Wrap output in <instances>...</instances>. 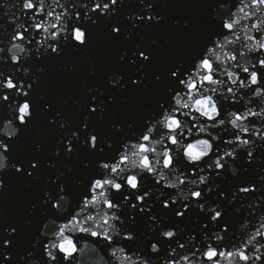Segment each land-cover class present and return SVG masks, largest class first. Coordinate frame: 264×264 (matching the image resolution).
Returning <instances> with one entry per match:
<instances>
[{"label": "snow or ice", "instance_id": "snow-or-ice-1", "mask_svg": "<svg viewBox=\"0 0 264 264\" xmlns=\"http://www.w3.org/2000/svg\"><path fill=\"white\" fill-rule=\"evenodd\" d=\"M261 13L0 0V200L26 190L0 211V264H264Z\"/></svg>", "mask_w": 264, "mask_h": 264}, {"label": "water", "instance_id": "water-1", "mask_svg": "<svg viewBox=\"0 0 264 264\" xmlns=\"http://www.w3.org/2000/svg\"><path fill=\"white\" fill-rule=\"evenodd\" d=\"M137 0H126V3L129 6L135 5ZM168 3L170 4H192V3H210L211 0H167ZM179 11H185L190 15H196L198 16L201 20L206 21L207 16H206V9H193V8H187V9H179V8H170L169 9V14L173 15L176 14ZM250 21L243 20L242 24H250ZM253 35H264V33H252ZM159 37L161 38V50L159 54L160 59H166L167 58V45L163 43L165 39L168 38L169 33L165 29H161L159 32ZM241 35L243 36V32H241ZM182 51L178 50L177 55H181ZM87 64L86 62H81L80 64V71L72 77L71 80V89L61 98L67 99L68 103L66 107L74 112V109L72 107V100L75 99L78 95L79 92V83L82 80H87ZM253 99H257L253 97ZM243 103H247V97H245V100ZM249 107H252L254 111H259V108L256 107L253 104H249ZM243 111V109H241ZM250 119H255V118H250ZM259 126V124L257 125ZM54 139V137H48L46 138V142H51ZM9 187H8V192L7 196L3 199L0 200V211L3 212L4 215L8 216L9 218H19L20 213H21V204L22 200L25 196L26 190L23 186V184L15 179H9ZM38 189L34 188L33 191H37ZM222 264H226V261H222Z\"/></svg>", "mask_w": 264, "mask_h": 264}, {"label": "clouds", "instance_id": "clouds-1", "mask_svg": "<svg viewBox=\"0 0 264 264\" xmlns=\"http://www.w3.org/2000/svg\"><path fill=\"white\" fill-rule=\"evenodd\" d=\"M261 15H264V13H261ZM260 245H257V248H259ZM250 256L254 255V253H249ZM161 264H163V261H161ZM257 264H259V262H257Z\"/></svg>", "mask_w": 264, "mask_h": 264}]
</instances>
